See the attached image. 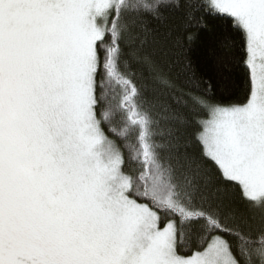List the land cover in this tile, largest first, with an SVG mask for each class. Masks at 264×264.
<instances>
[{
	"label": "snow or ice",
	"instance_id": "obj_1",
	"mask_svg": "<svg viewBox=\"0 0 264 264\" xmlns=\"http://www.w3.org/2000/svg\"><path fill=\"white\" fill-rule=\"evenodd\" d=\"M0 264H264V0H0Z\"/></svg>",
	"mask_w": 264,
	"mask_h": 264
},
{
	"label": "trees",
	"instance_id": "obj_2",
	"mask_svg": "<svg viewBox=\"0 0 264 264\" xmlns=\"http://www.w3.org/2000/svg\"><path fill=\"white\" fill-rule=\"evenodd\" d=\"M209 28L214 30L213 25H209ZM166 29H172L174 37H180L179 46L172 43L164 45L165 50L168 53L167 60L169 62L173 60H183L184 62H187L190 60L193 63V66H196L199 63L200 58L204 56L208 34L206 32H202L199 27L193 24L190 31L187 32V34L191 36V39L189 40L185 36L187 29L182 22L177 18L170 17L167 23L161 27L162 42L164 39L163 34Z\"/></svg>",
	"mask_w": 264,
	"mask_h": 264
}]
</instances>
